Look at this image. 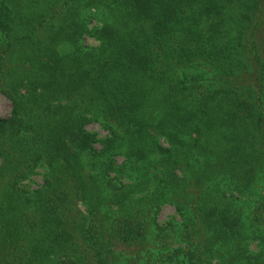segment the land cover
I'll list each match as a JSON object with an SVG mask.
<instances>
[{"label": "trees", "instance_id": "trees-1", "mask_svg": "<svg viewBox=\"0 0 264 264\" xmlns=\"http://www.w3.org/2000/svg\"><path fill=\"white\" fill-rule=\"evenodd\" d=\"M0 93V264H264V0H0Z\"/></svg>", "mask_w": 264, "mask_h": 264}, {"label": "rangeland", "instance_id": "rangeland-1", "mask_svg": "<svg viewBox=\"0 0 264 264\" xmlns=\"http://www.w3.org/2000/svg\"><path fill=\"white\" fill-rule=\"evenodd\" d=\"M86 42L91 43L92 39L86 37L84 39ZM10 108V103L9 100L0 93V115H5L8 113ZM87 127L92 129V130H96L97 132H99V134H103L104 130H102L100 127H98V125L94 122L88 123ZM31 182L29 181V183L31 184V186H35L37 183L40 182V175L39 173H35L31 176ZM173 213V208L171 205L169 204H164L162 205L159 214H158V219L159 220H163L165 219L169 214Z\"/></svg>", "mask_w": 264, "mask_h": 264}]
</instances>
